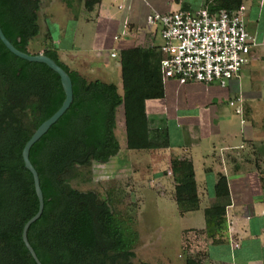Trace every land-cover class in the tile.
I'll return each instance as SVG.
<instances>
[{"label":"trees","instance_id":"1","mask_svg":"<svg viewBox=\"0 0 264 264\" xmlns=\"http://www.w3.org/2000/svg\"><path fill=\"white\" fill-rule=\"evenodd\" d=\"M91 11L100 0H84ZM242 0H212L210 14L232 11ZM38 0H0V28L18 51H27L40 34ZM43 55L70 77L73 100L67 111L29 151L43 196L41 216L30 225L27 240L41 264H132L139 235L133 219L117 214L110 200L80 192L66 178L75 168L106 165L120 151L115 137L116 110L123 108L126 149L158 150L166 143L152 138L145 103L163 97L156 49H130L120 54L122 95L114 84L87 81L69 70L51 46L50 32ZM155 56V57H154ZM156 58V68L150 58ZM64 93L59 76L40 63L10 53L0 41V264H35L25 248L24 224L38 209L30 172L22 149L35 130L61 106ZM170 174L174 200L181 214L196 211L199 200L191 161L172 158ZM220 204L205 210L206 234L213 238L225 225L223 201L227 181L219 176L214 188ZM217 242V240H215ZM146 264V263H140ZM185 264H199L186 259Z\"/></svg>","mask_w":264,"mask_h":264},{"label":"crops","instance_id":"2","mask_svg":"<svg viewBox=\"0 0 264 264\" xmlns=\"http://www.w3.org/2000/svg\"><path fill=\"white\" fill-rule=\"evenodd\" d=\"M210 1L100 0L91 11L84 8L83 0L66 2L48 24L49 32L51 26L57 30L55 37L50 32L51 46L69 70L87 81L114 84L122 95L121 52L157 49L161 44L156 28L146 23L148 14L198 9ZM242 5L246 29L257 46L251 49L239 78L225 88L163 80V97L145 103L151 137L166 143L149 152L164 155L169 166L172 158L188 159L194 171L198 209L180 214L174 183L164 203L175 206L177 219L192 215L199 223L179 227L180 253L176 256L172 257L166 239L161 263L154 257L142 263L185 264L186 259H193L199 264H264V0H242ZM155 55L159 58L157 51ZM154 57L150 58L152 69L156 68ZM121 121L124 127V113ZM114 133L117 139V128ZM219 176L225 177L229 195L223 201L224 229L211 239L204 212L220 204L214 193ZM151 243L150 255L155 256ZM187 246V257L182 260Z\"/></svg>","mask_w":264,"mask_h":264},{"label":"rangeland","instance_id":"3","mask_svg":"<svg viewBox=\"0 0 264 264\" xmlns=\"http://www.w3.org/2000/svg\"><path fill=\"white\" fill-rule=\"evenodd\" d=\"M38 1L40 34L29 43L27 51L30 55L43 54L47 48L48 24L52 22L51 18L56 11L62 9L66 2H76V0ZM55 29L54 26L50 28L53 37L56 36ZM122 113L121 108L116 110V136L120 146L118 154L106 165L92 163L85 168H75L66 180L70 187L80 192H93L99 199H109L110 207L115 213L133 219V228L139 230L140 235L139 242L133 250L135 257L131 260L132 264L151 261L150 258L153 257L161 263V251L168 245L166 239H169L171 244L172 257L176 256L178 252L180 253L179 227H186L191 223L197 225L199 220L197 217H191L192 215L183 216L179 220L175 206L172 208L164 203L168 193L169 195L171 193L170 185H173L167 158L155 152L127 150L125 129L121 121ZM196 167L199 169L198 164ZM172 196L171 194V199ZM150 241L153 242L151 247L155 251V256L150 255L148 247ZM184 249L182 260L187 257L184 253L186 250L188 252L189 246Z\"/></svg>","mask_w":264,"mask_h":264},{"label":"built area","instance_id":"4","mask_svg":"<svg viewBox=\"0 0 264 264\" xmlns=\"http://www.w3.org/2000/svg\"><path fill=\"white\" fill-rule=\"evenodd\" d=\"M246 16L243 5L213 14L206 6L165 14L151 11L146 23L156 28L161 40L156 51L162 79L179 85L227 87L239 78L251 49L257 46L255 37L246 29ZM110 56L114 58L115 54Z\"/></svg>","mask_w":264,"mask_h":264},{"label":"water","instance_id":"5","mask_svg":"<svg viewBox=\"0 0 264 264\" xmlns=\"http://www.w3.org/2000/svg\"><path fill=\"white\" fill-rule=\"evenodd\" d=\"M0 41L4 45V47L12 53L14 56L25 60L29 63H40L46 65L49 69H51L53 72H55L60 79V83L62 86V90L64 93V100L60 106V108L46 121H44L32 134L30 139L26 142L22 149L21 157L23 160L24 167L30 172L33 180V186H34V192L38 201V209L36 214L30 218L23 226L22 228V233H21V238L22 242L27 249L28 253L30 254L32 260L34 261L35 264H41L36 257V254L34 253L32 247L30 246L28 240H27V232L32 223H34L42 214L43 211V196L42 192L39 186V178L38 174L33 168V166L30 163L29 160V151L30 148L33 146L34 143H36L46 132L49 130V128L55 124L59 118L67 111L69 106L72 103L73 100V94H72V84L70 77L68 74L60 68L53 60L50 58L46 57L43 54H38V55H30L26 53H22L15 49L12 44L4 37L1 28H0Z\"/></svg>","mask_w":264,"mask_h":264}]
</instances>
